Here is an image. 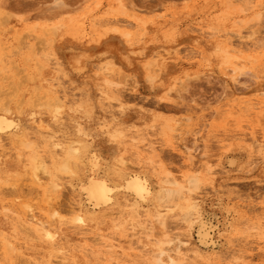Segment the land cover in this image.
<instances>
[{"label": "rangeland", "instance_id": "rangeland-1", "mask_svg": "<svg viewBox=\"0 0 264 264\" xmlns=\"http://www.w3.org/2000/svg\"><path fill=\"white\" fill-rule=\"evenodd\" d=\"M226 2L231 11L223 15ZM118 4L126 14L110 11ZM256 11L261 17L248 23ZM56 24L53 35L49 27ZM220 43L239 48L232 53L245 67L241 74L221 65L215 51ZM104 78L111 84L106 86ZM58 95L65 100L58 104L59 114H53V106H39ZM255 97L263 103L243 112V102ZM1 105L11 110L14 126L12 132L0 134L6 151L0 163V264H45L50 253L56 255V264H155L153 255L163 237L161 258L167 264H228L233 256L240 264H264V234L256 229L259 222L264 224V151H258L264 142V0H0ZM167 125L173 130H166ZM114 129L115 135H123L113 136ZM17 139L37 145L49 171L62 182L53 204L61 216L56 242L68 251L64 259L47 239L19 227L2 207L17 196L19 206L42 204L28 179L30 149ZM50 139L64 146L71 141L85 145L75 173L55 169L58 156L46 147ZM147 142L157 146L154 153L144 151ZM137 151L151 165H143ZM188 152L197 157V164L209 161L211 169L197 173L193 196L204 220L217 224L215 247H201L197 253L192 251L197 227L189 237L179 208L172 209L174 214L168 206L157 208L154 197L165 177L180 179L191 171L182 155ZM94 155V172L112 183L121 179L122 170H114L120 161L125 172L147 179L152 194L138 204V216H130L132 208H125L133 197L114 187L112 201L95 212L99 218L86 225L72 220L68 210L85 209L80 180L86 178ZM155 210L169 211L167 224L153 220ZM48 214L38 217L50 221ZM117 221L123 225L114 226ZM130 227L135 233L132 243L123 236L131 233ZM142 231L148 236L141 243ZM82 234L120 240L126 252L131 246L138 255L85 253L79 248Z\"/></svg>", "mask_w": 264, "mask_h": 264}, {"label": "bare ground", "instance_id": "bare-ground-1", "mask_svg": "<svg viewBox=\"0 0 264 264\" xmlns=\"http://www.w3.org/2000/svg\"><path fill=\"white\" fill-rule=\"evenodd\" d=\"M259 1L260 0H257V2H259ZM221 8H222L221 9V14H223V15H226L227 13H229L231 11V7H230V5L227 2L223 3ZM238 8L240 9V7H238ZM110 11H112V13L114 12V14H122V15L126 14V12H125L126 10L123 8V6L121 4H118L116 6V8H114L113 10H112V8H110ZM261 14H262L261 11L260 12L256 11L254 14H252V17L247 20L248 23H249L250 19L251 20L252 19H254V20L258 19L259 20V18L261 17ZM240 21H242V20L240 19ZM244 23L246 24V22H244ZM128 24L131 25L132 23L131 24L128 23ZM60 26H62V25H60ZM49 28L52 30L51 33L53 34L56 31V29L58 28V24L53 25L52 27H49ZM49 28H47V29H49ZM210 29H214V28L212 27ZM48 33H46V34H48ZM124 33H125L126 36L129 35V32H124ZM227 40H228V38H227ZM230 41H232V40L230 39ZM231 44H233V43H231ZM233 46H234V44H233ZM238 49L239 48L236 47V46H234L233 48H229L227 46V44H221L220 43L219 45H217L216 50H215L217 55L220 57L221 65L222 66H226V67L229 66V68H231L230 70L232 71V73L233 74H237V75L241 74L242 71H243V68H245L243 66V64H241L239 62V59L237 58L239 56L232 53V51L233 52L235 50L238 51ZM238 52H240V50ZM46 60L47 59H45V60L43 59V61L47 62ZM77 60H79V59L77 58ZM75 64H77V63H75ZM42 65H43V63H42ZM43 67H42V69H43ZM39 69L40 68H38V70ZM235 77H237V76H235ZM148 78H149L148 80L152 83V81L154 79L153 76L148 74ZM104 79H105L106 86H108V84H111L110 80H108L107 78H104ZM47 81H49V80H47ZM52 85L55 86V84H53V83H52ZM37 87L39 88V86H37ZM48 93H49V91H48ZM168 93H170V91ZM44 95H45V92H44ZM43 96H41V98H43ZM56 96L53 98L52 102H50V100L46 101V102L41 100L44 103H41V104H39L38 102H36V103H38L39 106H41L42 104L43 105L47 104L48 106H53L54 107V108H52V109H54V113L53 114L57 115V114L60 113L59 112V107L61 106V104H60L61 101L60 100H62V98L60 97V99H59V95H58V97H56ZM108 97H109V95H108ZM37 98H39V97H37ZM37 98H35L33 100V102L37 101L36 100ZM109 98H112V97H109ZM114 98H117V97H114ZM118 99H119V97L116 99V101ZM62 101H65V100H62ZM243 103H244V106L246 108L245 110H243V112H246L248 110L249 111L253 110L257 105H259V104H261L263 102L260 101L259 98L255 97L254 99L244 101ZM58 104L60 106H58ZM46 108H47V106H46ZM238 110L241 111L242 107L239 106ZM11 115H12V112H11V110L9 108H7L4 105L0 106V134L9 131L14 126V122L12 120ZM240 117H242V116H240ZM239 119H242V118H239ZM173 121H175V120H173ZM237 128H240V127H237ZM116 130L117 129H114L113 132H115ZM166 130L170 131V130H173V128H171L169 125H167L166 126ZM116 132L113 133V136L116 134ZM14 133H15V131H14ZM22 133H23V131H22ZM254 133H255V131H251L250 132L252 137H254ZM120 134L123 135V133L121 132V133H119V134H117L115 136L117 137ZM23 135H24V133H23ZM0 137H2L3 139L5 138L4 136H0ZM7 138L8 137L6 136V139ZM18 141L23 145L24 148L30 149V152H29L28 158H27L28 179L30 180L31 184L33 185V188H35L36 195L40 196L42 198V204L40 206L36 205L34 207V206H32V204H30L28 202H22V203L19 202L20 203V206H19V204L17 202L19 200H17V199L18 198L20 199V196L19 197L17 196L15 199L13 198L12 201L10 200L11 202L10 201H6L4 203V204L7 205V207L2 203V207L5 210L9 211L11 215H13V217L16 219V223L18 224L19 227L22 226V227H25L27 229L33 230V232L36 233L37 236L47 239L50 242V245L52 246V248L54 247V249H56V251L58 252L57 253L58 256L60 254V256H61L60 259H64L67 256L68 251L60 243L56 242V228H57L56 226H57V224L61 223V220L59 219L61 216L58 215L59 213H57V211L54 208L55 203H56L55 199L57 197L59 198V196H60V192H61V188H62V182L59 181L60 178L57 177V175L55 174L54 171H49L48 167L46 166V163L42 160L40 151L37 149V145H35L32 141L27 140V139H23V140L19 139ZM18 141H15V142H18ZM256 142H257V140H256ZM3 143L0 144V163L2 162V158H3V156L5 155V152H6L3 149L5 146L4 147L2 146ZM46 145H47L46 147L49 148L48 151H52L55 154V155L52 154V155H54V157L58 156L57 159H56L57 161H56V168H55L57 171L63 172V173H67V174L68 173L69 174H73V173L76 172V169H77L76 160H80L81 159L82 156H80V155H81L82 152H85V145L83 146V144H80V143L76 144V143H74V141H71V142L68 143L67 146H64L63 142H61L58 139H56V140L50 139V140H48V143ZM142 146L144 148V151H147L149 153H150V151H152L154 153L155 147H157L156 145L154 147L153 143H151V142H147V144L146 143L142 144ZM258 146H259L258 147V151H260V152L264 151V142L258 144ZM135 147L138 148V145H135ZM42 151L44 153L47 150H45L43 148ZM59 155L61 156L60 158H59ZM137 155H138L139 161H141V163L143 165L147 164V163L149 165H151L150 162H152V161L149 162L148 159L147 160L143 159L144 156L139 151H137ZM182 155H184L183 158H184L185 165L188 166L189 167L188 169L191 170V171H187L188 173L182 174L180 179H178L177 177H174V176L165 177V180H163V186L160 188L159 191L156 192V195L154 197L156 198L155 201H157V206H158L157 208H159V207L160 208L161 207L166 208L168 206L167 208H169L170 213L173 212L172 209H175L176 207L179 208V210H177V211H179L181 214H178V213L177 214H178V216L179 215L181 216V218H182L181 220L183 221L182 224H183V226H185L187 228L189 237L192 234L191 233L192 229H195L197 227V229H195L196 230V242H197V244L193 245V247H192V251L194 253H197L200 250L201 247H204V248L212 247L213 248L216 245L215 230L217 228V226H216L217 224L215 225V224L212 223V221L204 220V217L200 213L199 208L197 206V203L195 202L196 201V197L193 196L194 195L193 192L198 188V186H197L198 185V175H197V173L200 170H204V169L206 171H209L211 169V166L209 164V161H207V160H205L203 162H199V164H197V157L195 155H193L192 153H190V152H188L186 155L185 154H182ZM263 158H264V156H263ZM80 162H82V161H80ZM119 163H120L119 166H117V168H119V169H114V170H117V171L122 170V172H120V174L122 176H121V179L119 180V183L116 184V183H112L111 181H108L107 178H104L102 176L96 175V173L94 171H95V169L97 167V164H98L97 156L94 155L93 159L88 161L89 169H88V173L86 175V178L83 179V180H80V182H81V187H80L81 195L83 196V199L85 201V209L83 210L81 207L77 206V207H73L70 210H68L69 211L68 213L73 214L72 220L77 221L81 225H86L87 220H93V219L99 218V217H97L95 215V212H96V210L97 211L100 210L101 206L108 205L112 201V199L114 198L113 197L114 196L113 192L115 190L114 187L122 188L124 191L127 192L126 193L127 195L125 194L126 196H128L130 194L133 197L132 199L129 198V199H131V202L127 203V205H125V201H124V205H125V208H128V207H130V209L132 208V210L130 212L133 211V213H129L130 216H135L137 214L136 212H138V210H137V207L139 206L138 204L140 202H142V201H146L147 200V198L152 194L151 193V189L149 187L147 179L143 175L136 174V173H134L132 171H128V172L126 171L125 172L124 169H123V162L120 161ZM189 172H191V173H189ZM45 174L47 176H45ZM5 183H6V181L3 184H5ZM10 184H12V183H10ZM14 185H12V186L14 187ZM4 190L5 189L1 190V194H4V192L6 191V190L5 191ZM11 191H8V192H11ZM21 196H23V195H21ZM122 197H123V199L125 198V196H122ZM24 198H25V195H24ZM1 200L4 201L5 198L2 197ZM127 201H128V199H127ZM53 202H55V203L53 204ZM122 205H123V201H122ZM169 206H171V207L173 206L171 208V210H170ZM44 209L49 213L48 215L52 218V220L46 221V222H44V221L42 222L39 219L38 216L41 213H44V212L46 213V211ZM169 211H165L164 210V212H162L163 214H160L159 210H155L154 211L155 214L153 212V216H152L153 220H154V218L157 219L156 221L155 220L154 221L155 222L158 221V223L160 225L164 226L165 224L168 223L167 217L171 215V214H169ZM121 212H123V211H121ZM165 212H167L168 214L165 213ZM175 212H176V210H175ZM227 212H228V210H227ZM174 213H172V214H174ZM126 214H127V211H126ZM57 215L59 216V218H58ZM123 215H125V214H123ZM129 215H128V217H129ZM154 215H155V217H154ZM100 216H101V213H100ZM136 216H138V214ZM165 216H166V219H165ZM50 217H48V218H50ZM120 219L121 218H119L118 220H120ZM123 222L124 221H122V223L118 224V221H117V222L114 223V226H117V227L121 226V224L123 225ZM150 224H151V222H150ZM143 227H145V226H143ZM253 227H255V226H253ZM126 228H127V226H126ZM126 228H124V230H126ZM149 228H150V230H149ZM149 228L147 227L146 231H148V232L151 231L152 227L150 226ZM133 229L134 228L130 227V229H128V230H131L130 231L131 233L130 234H128V233L123 234L124 239L126 241L130 242V243H132V238H133V236H135V233L133 232L134 231ZM253 229H255V228H253ZM256 229L259 231L260 234H264V224L263 223L259 222V224L256 226ZM15 230H16V228H15ZM164 235L166 236V234H164ZM143 236H148L147 233H145V231H142V232L139 233V236H138V241L139 242H141V239H142ZM80 237H81L82 240H84V242L82 244H79V248H80L81 251H84L85 253L86 252L89 253V254L97 253V254H104V255L108 254V256H110V257H113V256L114 257H119L121 254L124 255V253L126 254L124 256H127L128 255V251H130L131 254H133L134 256L138 255V253H135L136 248L131 247V246H128V251L126 252L125 246L122 245L120 240L117 241L115 239L105 238L104 236H101V237H98V238L91 237V236L88 237L86 234H82V235H80ZM163 238L161 240L164 241V242H161L158 245V252H157L158 254H156V252H155V255H153V257L155 256L154 257L155 264H162V263L167 264V263H169V262L165 263L163 261V259L161 258V254L164 253V251H163L164 248L162 247V244H165V242H166V240H163ZM262 238L264 239V236H262ZM164 239H166V237ZM155 242L158 243L157 240ZM6 246H8V245L6 244ZM145 246H146L145 243H143L142 247L145 248ZM7 251H9V249ZM232 253H230V254H232ZM55 256L56 255H54V253H50V257L45 261V264H56L55 261H54L55 263H53V261H52ZM224 256L227 257L226 254ZM56 259H58V258H56ZM56 259H54V260H56ZM227 259H228V257H227ZM41 264H43V263H41ZM228 264H240V262L238 261V258H234V256H233L230 259V261H228Z\"/></svg>", "mask_w": 264, "mask_h": 264}]
</instances>
